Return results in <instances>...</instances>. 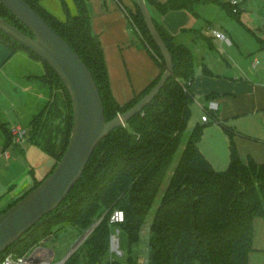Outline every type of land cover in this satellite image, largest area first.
Masks as SVG:
<instances>
[{"label": "trees", "instance_id": "1", "mask_svg": "<svg viewBox=\"0 0 264 264\" xmlns=\"http://www.w3.org/2000/svg\"><path fill=\"white\" fill-rule=\"evenodd\" d=\"M23 1L82 59L99 90L106 121L133 106L154 86L164 71L163 57L150 37L135 0L133 10L125 9L126 16L150 53L160 62L161 74L141 94L124 105H119L111 94L102 45L91 30L87 0H72L76 10L74 14L66 1L60 0L64 20L47 11L41 0ZM145 2L172 56L173 76L142 112L101 141L81 178L59 207L0 254V262L7 253L26 254L60 226L68 225L85 232L97 223L92 233L63 264H139L138 245L143 234L147 236L146 264H250L248 257L253 250V223L256 218L264 217V161L257 163L251 158L246 163L241 161L234 143L237 132L232 127L219 122L230 141L229 162L223 171L215 170L200 151L199 143L206 123L191 129L161 200L154 207L192 114L194 99L190 84L197 66L194 51L170 35L159 19L167 12L180 9L194 13L196 5L213 4L217 0ZM229 13L232 16L239 14H232L230 7ZM0 18L30 35L1 4ZM197 37L208 40L202 34ZM0 43L7 48L10 58L17 50H22L44 64V74L27 77L39 84L45 100L39 99L35 109L28 114L25 143L35 144L58 162L66 150L72 127L69 94L55 72L30 50L1 31ZM201 67L204 74H212L203 64ZM55 89H60L65 98L67 115L63 132L53 123ZM209 115L218 122L215 112ZM0 131L6 149L13 144V135L4 122H0ZM50 172L41 180L34 179L29 190L12 201L7 209L35 189ZM115 209L124 213V222L118 226L123 255L111 260L109 237L113 228L108 220ZM150 213L153 214L148 221Z\"/></svg>", "mask_w": 264, "mask_h": 264}, {"label": "crops", "instance_id": "2", "mask_svg": "<svg viewBox=\"0 0 264 264\" xmlns=\"http://www.w3.org/2000/svg\"><path fill=\"white\" fill-rule=\"evenodd\" d=\"M123 1L125 6L122 0H87L91 16V30L101 42L110 91L119 105H124L141 94L161 74L158 59L150 53L139 33L129 26L125 9L133 10V1ZM154 1L164 3L167 0ZM228 1L217 0L213 4L196 5L194 13L185 9L170 11L161 16L159 21L170 35L176 37L178 42L193 48L197 66L196 74L190 84V92L193 98L195 94L199 98L197 103L203 101V105H205L202 107L206 108L208 102H216L215 115L223 123L227 119L246 116L252 117L256 122L264 125L263 67H257L251 74L247 75L241 68V76L232 78L231 81L233 80V82L231 83H219L216 78L206 76L208 74L202 72V64L207 69L208 67L200 52H205V50L216 51L215 44L220 42V40L207 36L204 32L205 27L213 26L215 29L224 32L231 45L234 44L233 39L235 42H239L230 28L231 22L221 16L223 9L229 13ZM253 2L264 4V0H242L239 13L245 8L251 9ZM205 17H209L208 20ZM200 19L205 22L202 29H199ZM211 19L217 20L220 25L216 27L211 23ZM259 24L261 31L264 32L262 21ZM198 34L206 36L208 40L204 41L198 38ZM258 40L259 43L251 44L254 48L256 47L252 56L261 61L263 59L264 39ZM258 48L260 51L257 50ZM11 58L7 48L0 43V71ZM42 74H44V70ZM212 75L215 74L212 73L210 76ZM27 77L24 76L26 81L31 82ZM208 96L211 97L207 99ZM205 123L207 124L209 121ZM235 131L237 135L234 137V143L241 161L246 163L251 158L257 163H262L264 161V135L256 131H244L238 127ZM211 133L216 135V142L212 146L206 145L203 142V137H205L203 131L199 148L215 170L223 171L229 162V137L226 132L225 135L222 134L218 128H211ZM34 179L39 180L34 176L32 177L33 182ZM253 225V250L249 254V262L250 264H264V217L256 218Z\"/></svg>", "mask_w": 264, "mask_h": 264}, {"label": "rangeland", "instance_id": "3", "mask_svg": "<svg viewBox=\"0 0 264 264\" xmlns=\"http://www.w3.org/2000/svg\"><path fill=\"white\" fill-rule=\"evenodd\" d=\"M65 1L68 4L70 12L74 14L76 10L72 0ZM122 2L125 6L123 0ZM41 5L56 18L60 20L65 19L60 0H41ZM221 16H224L226 20L231 22L230 28L239 42H235L233 38V45L220 41L218 44H215L217 52L214 50H205V52H200V54L202 53L201 55L204 57L208 69L215 74L206 76L216 78L219 83H231L233 82V80L231 81L232 78L241 76V68L244 69L243 71L246 75L251 74L257 67L261 66L264 68V51L262 50L263 59L258 61L252 56L256 47L251 46V44L259 43L258 39H264V32L261 31L259 24L262 21L264 25V4L253 2L251 9L245 8L237 16H232L223 9ZM208 18L205 17L207 20ZM210 21L216 27L220 25L217 20L211 19ZM203 23H205L204 20L200 19L199 29H202L204 26ZM129 26L133 30L130 22ZM257 28L259 29L258 31ZM205 31L206 27L204 29ZM257 50L260 51L259 48ZM43 70L44 64L42 61L29 56L22 50H17V53L0 71V122L6 123V127L10 131L19 124L21 127H25L28 114L35 109L39 99L45 100V96H41L44 92L39 84L27 82L24 78V76L31 75L40 76ZM54 95L55 100L52 107L54 114L53 123L60 132H63L65 128V117L67 115V109L64 106L65 98L60 89H55ZM196 96L195 94L193 98L192 114L183 134L181 144L154 201V207L161 200L170 174L177 164L191 129L197 124H203L201 117L206 115L209 119V123L206 124L207 126L204 129L205 137H203V142L206 145L212 146L217 139L216 135L211 133V128H218L225 135V131L219 125L221 121L218 120L217 122L209 115L210 113L207 114L203 109L204 107H202L205 105H203L204 102L200 101V103H197L199 98ZM224 123L227 127L234 128V130H237L238 127L244 131H256L264 135V125L256 122L252 117L244 116L227 119ZM3 144L4 138L0 131V212L7 210L8 205L12 201L29 190L33 183L32 177L35 176L41 180L50 170L45 166L49 158L47 159V155L35 144L31 142L23 144L13 143L6 149H4ZM4 152L9 154L8 158L5 157ZM45 158L46 160H44ZM152 214L150 213L148 221L151 220ZM83 233L68 225L60 226L53 231L51 236L40 244H37V246L52 249L55 260L59 261L65 258L67 253L82 237ZM146 243L147 236L143 234L138 245L139 264H146ZM109 259L115 260V257L110 252Z\"/></svg>", "mask_w": 264, "mask_h": 264}, {"label": "water", "instance_id": "4", "mask_svg": "<svg viewBox=\"0 0 264 264\" xmlns=\"http://www.w3.org/2000/svg\"><path fill=\"white\" fill-rule=\"evenodd\" d=\"M147 30L160 50L164 71L154 86L133 106L106 121L97 85L78 54L23 0H0L30 33H23L0 18V31L43 60L67 90L72 110L68 145L58 162L49 158L51 172L23 198L0 214V254L23 237L44 216L54 212L81 178L94 150L113 130L124 127L143 111L173 76V59L160 37L145 0H135ZM81 237L67 253L63 263L77 250ZM46 249V248H45Z\"/></svg>", "mask_w": 264, "mask_h": 264}, {"label": "built area", "instance_id": "5", "mask_svg": "<svg viewBox=\"0 0 264 264\" xmlns=\"http://www.w3.org/2000/svg\"><path fill=\"white\" fill-rule=\"evenodd\" d=\"M242 0H229L228 5L232 14H237L240 10V4ZM206 35L215 40H220L230 44L229 39L226 34L220 30L215 29L213 26H208L205 31ZM204 111L209 114L216 112L217 103L208 102L207 107L203 108ZM202 122H208L209 119L206 115L201 117ZM13 135L14 144H23L26 139V129L21 126H16L11 130ZM5 153V157L8 158L9 154ZM124 222V213L120 209L113 210L109 215L108 223L113 228L109 237V252L115 258H120L123 255V252L119 246V229L118 226ZM97 223L86 230L82 237L85 238L82 240V243L87 239V237L92 233ZM81 243V244H82ZM80 244V245H81ZM64 259V258H63ZM63 259L55 260V255L52 250L45 249L43 246H34L31 251H28L26 254L18 256L13 253L5 254L4 258L0 264H63Z\"/></svg>", "mask_w": 264, "mask_h": 264}]
</instances>
